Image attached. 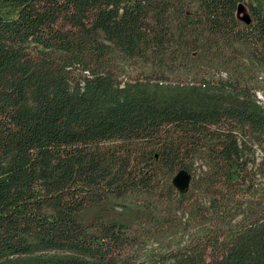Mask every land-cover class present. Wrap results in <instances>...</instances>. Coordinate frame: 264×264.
Here are the masks:
<instances>
[{"label":"trees","instance_id":"obj_1","mask_svg":"<svg viewBox=\"0 0 264 264\" xmlns=\"http://www.w3.org/2000/svg\"><path fill=\"white\" fill-rule=\"evenodd\" d=\"M0 264H264V0H0Z\"/></svg>","mask_w":264,"mask_h":264},{"label":"water","instance_id":"obj_2","mask_svg":"<svg viewBox=\"0 0 264 264\" xmlns=\"http://www.w3.org/2000/svg\"><path fill=\"white\" fill-rule=\"evenodd\" d=\"M242 7H239L238 14L242 11ZM240 17L243 15H239ZM172 187L179 193L184 194L189 185V176L184 171H178L171 180Z\"/></svg>","mask_w":264,"mask_h":264},{"label":"rangeland","instance_id":"obj_3","mask_svg":"<svg viewBox=\"0 0 264 264\" xmlns=\"http://www.w3.org/2000/svg\"><path fill=\"white\" fill-rule=\"evenodd\" d=\"M245 14H246V11L243 9L238 15H245ZM138 225H140V223L138 222L132 223L133 227H138Z\"/></svg>","mask_w":264,"mask_h":264}]
</instances>
